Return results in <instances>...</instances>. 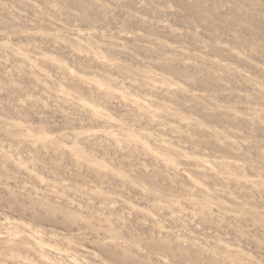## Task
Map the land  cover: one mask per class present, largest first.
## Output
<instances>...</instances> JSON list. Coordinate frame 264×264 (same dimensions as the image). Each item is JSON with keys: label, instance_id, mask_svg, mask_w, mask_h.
I'll use <instances>...</instances> for the list:
<instances>
[{"label": "rangeland", "instance_id": "obj_1", "mask_svg": "<svg viewBox=\"0 0 264 264\" xmlns=\"http://www.w3.org/2000/svg\"><path fill=\"white\" fill-rule=\"evenodd\" d=\"M201 262L264 264V0H0V264Z\"/></svg>", "mask_w": 264, "mask_h": 264}, {"label": "bare ground", "instance_id": "obj_2", "mask_svg": "<svg viewBox=\"0 0 264 264\" xmlns=\"http://www.w3.org/2000/svg\"><path fill=\"white\" fill-rule=\"evenodd\" d=\"M154 246H155V245H154ZM156 247H157V248H160V247H161V248H165V247H163V246H161V245H156ZM197 260H198V259H197ZM196 262H198V261H196ZM215 263H216V262H215ZM201 264H202V262H201ZM209 264H212V263L209 262ZM213 264H214V263H213Z\"/></svg>", "mask_w": 264, "mask_h": 264}]
</instances>
